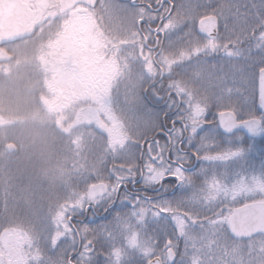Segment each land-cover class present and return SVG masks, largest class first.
Instances as JSON below:
<instances>
[{
  "label": "snow or ice",
  "instance_id": "6c2138e0",
  "mask_svg": "<svg viewBox=\"0 0 264 264\" xmlns=\"http://www.w3.org/2000/svg\"><path fill=\"white\" fill-rule=\"evenodd\" d=\"M36 3L34 11L71 13L49 32L43 62L61 96L89 102L85 119L106 134L113 163L107 175L79 165L77 186L38 225L3 227L0 264H264V150L257 168L253 144L237 135L264 134V0ZM257 66L259 115L254 100L239 111L225 87ZM210 104L217 111L207 119ZM155 131L168 142H152ZM138 182L152 195L141 196ZM88 215L104 223H85Z\"/></svg>",
  "mask_w": 264,
  "mask_h": 264
},
{
  "label": "trees",
  "instance_id": "16d2710c",
  "mask_svg": "<svg viewBox=\"0 0 264 264\" xmlns=\"http://www.w3.org/2000/svg\"><path fill=\"white\" fill-rule=\"evenodd\" d=\"M118 2L124 3L122 0ZM152 3L154 5L155 0ZM58 25L57 19L43 20L24 36L0 40V228L12 223H22L25 227L38 225L48 216L50 208L66 198L69 188L77 186L79 165H82L79 157L82 144L78 149L75 142L79 143L83 138L75 140L70 131L62 132L57 123L47 119L56 95L53 98L50 90L51 74L45 68L43 55L48 34ZM219 63V55L216 59L207 58L208 66H218ZM235 63L239 66V62ZM258 70L259 66L248 69L237 77L236 83L229 80L225 85L234 89L232 100L241 112L253 100L256 108ZM213 71L217 76L223 75L218 68ZM117 103L121 108L128 106L123 85ZM215 111L217 109L210 104L205 114L207 119H211ZM256 112L259 115L257 109ZM127 117L130 123L144 127L141 113L129 111ZM157 123H161V118ZM158 132L149 133V136L159 138ZM237 135L245 146L253 144L255 151L250 153V160L259 168L261 156L258 153L264 150V134L254 139L242 132ZM98 138L103 141L107 139L106 134H99ZM62 141H66L69 147H60ZM103 141L98 151L102 154L101 161L105 166L103 174L107 175L108 165L113 161L105 157ZM221 146L227 147L226 142H222ZM136 154L139 156V151ZM115 163L120 164L121 161ZM79 187H83V184ZM99 259L102 264L103 257Z\"/></svg>",
  "mask_w": 264,
  "mask_h": 264
},
{
  "label": "rangeland",
  "instance_id": "374dc122",
  "mask_svg": "<svg viewBox=\"0 0 264 264\" xmlns=\"http://www.w3.org/2000/svg\"><path fill=\"white\" fill-rule=\"evenodd\" d=\"M22 1L26 3L25 0H22ZM26 4L28 6H32L33 9H36L37 7H39V5L36 3V0H29V2ZM48 11L50 10H45L41 12V17L39 19H34L32 21L31 23L32 28L43 20L52 21L53 19L54 20L57 19L59 25L53 30L55 31L64 22L72 19L70 12H68V14L57 13V15L52 16L48 14ZM45 68L51 74L50 75V79H51L50 90L53 95V98L56 95V100L54 98V102L52 103V107L49 110L47 119H49L50 121L54 123H57L56 124L57 127L62 132L70 131V133H72L73 136L75 137V140L76 139L78 140L79 138H83L81 142L79 143L75 142V146H77L78 149H80L79 148L80 143L82 144L81 145L82 153L79 156L81 164L85 166H95L97 168H101L102 174H103L105 166L104 164H102V161H101L103 160L102 154L100 150L98 151V148H100V144L103 141L102 139L99 140L98 135L99 134L102 135V133L95 126L94 123H90L85 119V113L88 110L89 102L83 98L61 96L60 92L57 90L56 86L53 83V73L51 72L50 67L45 66ZM83 135H85V138ZM104 142L106 144V141H103V143ZM60 147L66 149L67 147H69V144L66 143V141H62V144ZM256 147L258 148V146ZM7 148L9 149V147ZM74 151H77V150L75 149ZM2 230L3 228H0V231Z\"/></svg>",
  "mask_w": 264,
  "mask_h": 264
},
{
  "label": "water",
  "instance_id": "95a60500",
  "mask_svg": "<svg viewBox=\"0 0 264 264\" xmlns=\"http://www.w3.org/2000/svg\"><path fill=\"white\" fill-rule=\"evenodd\" d=\"M34 14L36 18H39L41 12L34 11L32 6H27L22 0H0V39H10L26 35L31 29L30 22L34 17ZM196 27L197 32L199 33V21ZM257 82V109L259 110V72ZM241 131L246 133L249 138H255L250 137L246 130Z\"/></svg>",
  "mask_w": 264,
  "mask_h": 264
},
{
  "label": "flooded vegetation",
  "instance_id": "af4514ba",
  "mask_svg": "<svg viewBox=\"0 0 264 264\" xmlns=\"http://www.w3.org/2000/svg\"><path fill=\"white\" fill-rule=\"evenodd\" d=\"M125 2V0H122ZM99 2V0H98ZM97 2V3H98ZM69 11H65L64 13L65 14H68ZM34 20V19H33ZM198 23V21H197ZM197 23H196V26H197ZM153 27H155V25H153ZM218 27H219V23H218ZM196 32H197V27H196ZM198 33V32H197ZM258 72L259 70L257 71V75H256V109H257V89H258V82H257V79H258ZM258 113H259V110L257 109ZM163 120V116L161 117V121ZM171 124H172V120H171V117H169L168 119V126L171 127ZM176 127L178 128H182L183 125L181 123H177L176 124ZM242 132V131H241ZM159 133V138H157L156 136H153L152 138V142H155V141H159L161 143H167L168 140H167V137L162 133V132H158ZM244 133V132H242ZM246 135V133H244ZM195 142H198V140H196ZM186 140L183 142V143H180V147H184L186 145ZM148 145H149V140H147L146 142L143 143V149L145 151H147V148H148ZM170 155V153H169ZM199 163L196 164V167L198 166ZM165 183H175L174 180H166ZM123 187V186H122ZM136 188L137 189H140V195L141 196H145V195H152V192H151V189H146L143 187V185L141 183H137L136 184ZM129 190H132L134 191V189L132 188V185L131 183L129 184ZM102 214V213H101ZM85 223H89V224H99V223H103V221L101 220V217L97 216V217H92L91 215H88L85 220H84ZM77 239H79V237H77ZM181 247H182V244H181ZM75 256H76V253H73L72 254V258L75 259Z\"/></svg>",
  "mask_w": 264,
  "mask_h": 264
}]
</instances>
